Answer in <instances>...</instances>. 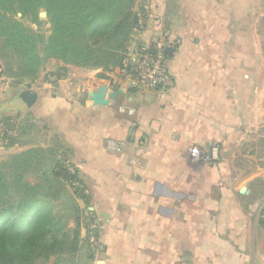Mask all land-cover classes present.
Segmentation results:
<instances>
[{
    "label": "crops",
    "instance_id": "1",
    "mask_svg": "<svg viewBox=\"0 0 264 264\" xmlns=\"http://www.w3.org/2000/svg\"><path fill=\"white\" fill-rule=\"evenodd\" d=\"M135 4L152 19L131 44L169 31L170 88L131 86L118 67L47 68L44 80L0 82V131L31 114L62 137L84 188L90 264H264V83L254 80L264 0ZM212 144L216 161L189 152Z\"/></svg>",
    "mask_w": 264,
    "mask_h": 264
},
{
    "label": "trees",
    "instance_id": "2",
    "mask_svg": "<svg viewBox=\"0 0 264 264\" xmlns=\"http://www.w3.org/2000/svg\"><path fill=\"white\" fill-rule=\"evenodd\" d=\"M135 3L136 0H0V48L19 59L18 75L30 79L49 59L74 66L109 67L107 70L122 67L130 37L139 25L142 6L136 9ZM40 10L46 12L47 35L38 29L44 22L39 18ZM23 18L36 24L37 29L25 24ZM66 72L67 67L60 66L55 75L62 77ZM4 120L8 125V118ZM12 128L20 129V125ZM67 152L64 140L55 134L51 145L30 147L0 161V228L11 224L15 238L27 236L38 225H43L45 231L66 229V245L49 248L44 258H52V264H90L93 250L80 233L88 212L82 211L78 203V199H84V188L75 170L69 172L64 163ZM65 183H74L76 196ZM260 222L264 224V219ZM0 264L36 261L0 251Z\"/></svg>",
    "mask_w": 264,
    "mask_h": 264
},
{
    "label": "rangeland",
    "instance_id": "3",
    "mask_svg": "<svg viewBox=\"0 0 264 264\" xmlns=\"http://www.w3.org/2000/svg\"><path fill=\"white\" fill-rule=\"evenodd\" d=\"M141 6H142V10L139 12L138 24L141 22L145 23L146 19L147 20L152 19L151 18L152 14L149 11V9H147L144 12L145 6H143V5H141ZM41 11H43V10H40L39 12H41ZM261 15H262L261 19L258 18V23L255 26V35H256V38L258 39L259 43H260L261 52H262V54H264V24H263L264 10L261 13ZM16 17L19 18V15H16ZM39 18H40V20L44 21L39 27L36 26V24H32L29 19L23 18L21 20H23V22L25 24H27V25L29 24L34 29H37V27H38V29L42 33L47 35L49 24L45 22L46 16H44V17L39 16ZM166 30L168 31V29H166ZM158 31L161 32L162 29H160ZM134 34H136V32ZM130 39H131V41L130 40L129 41L132 43V36L130 37ZM0 43H1V41H0ZM137 44L138 43L135 42V44L132 46H137ZM148 44L149 43H147L145 45H148ZM18 65H19V59L15 55H13L9 51H5V50H2L0 48V82L1 81L4 82V81L8 80V78H12V82L15 84V86H18V84H20L21 82L24 83L25 81L30 80V78H27L26 76H19L18 75V72H19ZM65 65H69V64H64L60 60L49 59V60L44 62V64L38 69L36 75L31 80H34V79H37V81H40L41 79L44 80V77H47V72H46L47 68H53L54 72H56L58 67L65 66ZM259 66L261 69H260V71L254 73V80L256 82L260 81L261 83H264V58L259 61ZM117 69L119 70V67ZM116 80H118V79H116ZM25 117L22 118V120L20 121L19 124L15 123L16 127H17V125H20V129L12 128V130H14L15 133H11L12 134L11 136L8 137L6 134H4V132L0 131V161L8 158V156L12 153L20 152V151L25 150L27 148L35 147V146H48V145H51L54 143V135L55 134H52V133L50 134V132H49L50 128L48 126V122L45 119L40 118V119H37V121H33L34 117L31 114H26ZM4 119L5 118L0 116V123L1 124L7 123ZM260 146H261L260 149L262 150V153H263L264 152V142H260ZM68 155L69 154L67 152L66 156L64 155L63 160H64V163H65L67 169L69 170V172L72 173L73 170L69 166V162H68L69 156ZM28 179L31 181H34V178L32 176H28ZM73 184L74 183H72V185L65 183L68 190L73 194V196H76V194L74 193V186L75 185H73ZM75 215L72 216V218H74ZM72 218H70V221H69L71 224H72V221H71ZM88 224H89V222H88ZM94 224H95V221H94ZM91 226H92V224H91ZM90 234H91L90 230H89V232L88 231L86 232V236H88ZM52 263H53L52 258L49 257L48 259H45V264H52Z\"/></svg>",
    "mask_w": 264,
    "mask_h": 264
},
{
    "label": "built area",
    "instance_id": "4",
    "mask_svg": "<svg viewBox=\"0 0 264 264\" xmlns=\"http://www.w3.org/2000/svg\"><path fill=\"white\" fill-rule=\"evenodd\" d=\"M148 9L145 6L144 12ZM145 23H139L135 32L144 28ZM128 45L122 67H119L120 75L127 80L131 86L142 89L159 88L162 90L172 86L173 79L166 65V49L169 48L171 40L167 30L157 32L148 45L137 42ZM176 43V42H174ZM191 156L200 161H216L220 156V149L217 144H212L208 149L198 145H192L189 149ZM264 219V208L260 214ZM92 226L95 227L94 222Z\"/></svg>",
    "mask_w": 264,
    "mask_h": 264
},
{
    "label": "clouds",
    "instance_id": "5",
    "mask_svg": "<svg viewBox=\"0 0 264 264\" xmlns=\"http://www.w3.org/2000/svg\"><path fill=\"white\" fill-rule=\"evenodd\" d=\"M65 231H45L43 225H38L27 236L15 238L13 226L7 224L0 228V251H10L16 257H31L36 264H45L44 254L49 248L66 245Z\"/></svg>",
    "mask_w": 264,
    "mask_h": 264
},
{
    "label": "water",
    "instance_id": "6",
    "mask_svg": "<svg viewBox=\"0 0 264 264\" xmlns=\"http://www.w3.org/2000/svg\"><path fill=\"white\" fill-rule=\"evenodd\" d=\"M39 16H41V17H44V16H46V12L43 10V11H41V12H39ZM168 49H166V51H167ZM106 85H104V84H102V85H100V86H98V88L96 87L93 91H92V93H96V94H99V95H102V93L106 90ZM118 88H116V90H117ZM112 94V93H111ZM110 94V95H111ZM22 100H24L25 102H28V103H30L32 100H33V96L31 95V94H29V93H25V94H23L21 97H20Z\"/></svg>",
    "mask_w": 264,
    "mask_h": 264
}]
</instances>
